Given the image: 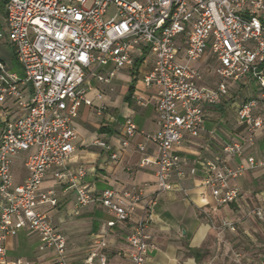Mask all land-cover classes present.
Here are the masks:
<instances>
[{
    "label": "built area",
    "instance_id": "built-area-1",
    "mask_svg": "<svg viewBox=\"0 0 264 264\" xmlns=\"http://www.w3.org/2000/svg\"><path fill=\"white\" fill-rule=\"evenodd\" d=\"M6 10L0 43L6 40L15 49L21 75L0 61V264H12L5 242L24 229L36 232L42 248L55 252L52 264H71L66 238L41 209L58 205L55 192L43 189L50 171L57 182L75 191L79 208L99 203L113 213L116 219L108 227L128 221L143 204L128 239L127 258L130 264L147 263L156 196L146 199L142 188L96 193L85 184L86 170L71 168L81 106L94 107L89 94L99 85L112 84L121 71L138 73L136 59L144 54L152 66L143 83L154 92L159 129L142 132L127 118L121 144L129 148L142 135L139 152H146V143L156 148V159L146 157L142 163L157 166L159 193L172 189L174 172L183 176L174 147L185 134L199 137L206 109L231 96L236 83L253 82L257 88L238 105L237 122L246 130L245 139L224 147L239 162H207L204 184L219 204H231L240 198L232 182L264 165L245 156V145L254 146L256 134L264 131V0H9ZM205 74L215 76V87L202 85ZM103 95L100 90L95 99ZM135 99L141 106L148 104ZM97 108L100 113L106 106ZM93 145L112 152L103 140ZM23 154H28V176L16 183L13 165ZM248 215L264 220V207H254ZM219 228L235 232L237 223L224 220ZM94 243L97 248L86 264L95 259L107 264L99 252L105 241Z\"/></svg>",
    "mask_w": 264,
    "mask_h": 264
},
{
    "label": "crops",
    "instance_id": "crops-1",
    "mask_svg": "<svg viewBox=\"0 0 264 264\" xmlns=\"http://www.w3.org/2000/svg\"><path fill=\"white\" fill-rule=\"evenodd\" d=\"M8 1L0 0V29L6 25ZM2 46L13 50L16 60L15 49L6 40L0 43ZM136 61L140 65L138 73L123 70L116 76L131 82L127 95L111 98L104 94L101 100L95 99L103 87L99 85L89 94L94 99V107L81 106L74 124L77 140L71 168L83 167L87 173L85 184L96 193L108 188H142L146 199L156 196L150 224L151 248L146 264H264V220L248 215L250 209L264 207V165L248 170L232 182L240 189V198L231 204H219L211 189L204 184L207 162L221 161L229 165L239 162L238 158L227 154L224 147L232 141L245 139L246 130L237 122L238 105L255 94L256 85L253 82L233 84L231 96L218 106L206 109V120L199 137L185 134L182 142L173 149V153L180 157L183 176L174 172L170 178L172 189L159 193L157 166L142 163L146 157L156 159V148L146 143V152H139L137 145L144 142L142 135H137L129 148H123L121 144L123 123L127 118H131L142 132L152 134L159 129L154 92L146 89L143 83V75L152 66L151 59L144 54ZM14 72L21 75V69ZM202 85L215 87V76L205 74ZM232 92L238 93L240 101L233 98ZM129 96L130 100H126ZM135 97L146 100L147 106L139 105ZM102 104L106 108L99 113L97 107ZM2 125L0 112V132ZM97 139L109 143L112 152L94 146ZM112 154H116L117 159H113ZM27 155L23 154L14 161L16 183H23L28 176L24 166ZM246 155L264 162V131L256 134L254 146L245 145ZM43 189L53 190L58 199L56 207L46 205L41 209L48 213L58 232L66 238V258L71 264H86L97 248L94 242L98 239L106 243L99 252L106 255L107 264H130L128 239L143 204L137 206L128 221L108 227L107 223L115 220V215L99 203L79 208L75 191L67 184L57 182L52 171L44 180ZM224 220L235 221L237 231L220 229ZM5 246L12 264L18 260L24 264H52L56 260L55 252L43 249L39 235L28 229L8 238ZM93 264H98V260L95 259Z\"/></svg>",
    "mask_w": 264,
    "mask_h": 264
},
{
    "label": "rangeland",
    "instance_id": "rangeland-1",
    "mask_svg": "<svg viewBox=\"0 0 264 264\" xmlns=\"http://www.w3.org/2000/svg\"><path fill=\"white\" fill-rule=\"evenodd\" d=\"M0 59H2V61H4L12 71L20 70L19 65L17 64L13 56V50L7 49L3 46L0 47ZM130 85L132 84L129 80L117 77L112 81V84L103 86L101 90L105 95L111 96V98H113L114 96H120L123 98L125 95H127L126 92ZM93 86L95 85L93 84ZM115 89L117 90L116 92H114ZM232 95L234 96L233 98H235L236 101H240L237 92H232Z\"/></svg>",
    "mask_w": 264,
    "mask_h": 264
},
{
    "label": "trees",
    "instance_id": "trees-1",
    "mask_svg": "<svg viewBox=\"0 0 264 264\" xmlns=\"http://www.w3.org/2000/svg\"><path fill=\"white\" fill-rule=\"evenodd\" d=\"M137 65H138V62H137ZM131 91H133V86L131 87ZM132 96V95H131ZM131 96L127 97L126 100H130Z\"/></svg>",
    "mask_w": 264,
    "mask_h": 264
}]
</instances>
